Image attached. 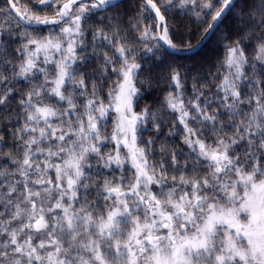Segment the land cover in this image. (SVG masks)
I'll return each mask as SVG.
<instances>
[{
	"label": "snow or ice",
	"instance_id": "obj_1",
	"mask_svg": "<svg viewBox=\"0 0 264 264\" xmlns=\"http://www.w3.org/2000/svg\"><path fill=\"white\" fill-rule=\"evenodd\" d=\"M0 264H264V0H0Z\"/></svg>",
	"mask_w": 264,
	"mask_h": 264
},
{
	"label": "trees",
	"instance_id": "obj_2",
	"mask_svg": "<svg viewBox=\"0 0 264 264\" xmlns=\"http://www.w3.org/2000/svg\"><path fill=\"white\" fill-rule=\"evenodd\" d=\"M194 42V41H193ZM212 55V51L209 47H203L198 53L188 56L189 59L186 62L191 63L192 61L201 62Z\"/></svg>",
	"mask_w": 264,
	"mask_h": 264
},
{
	"label": "water",
	"instance_id": "obj_3",
	"mask_svg": "<svg viewBox=\"0 0 264 264\" xmlns=\"http://www.w3.org/2000/svg\"><path fill=\"white\" fill-rule=\"evenodd\" d=\"M203 47H204V45H201L199 48L194 49L192 53L188 54V56H191V55L198 53Z\"/></svg>",
	"mask_w": 264,
	"mask_h": 264
}]
</instances>
